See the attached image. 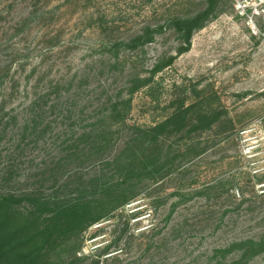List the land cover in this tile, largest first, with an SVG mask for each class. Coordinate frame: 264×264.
Returning <instances> with one entry per match:
<instances>
[{
	"label": "rangeland",
	"instance_id": "374dc122",
	"mask_svg": "<svg viewBox=\"0 0 264 264\" xmlns=\"http://www.w3.org/2000/svg\"><path fill=\"white\" fill-rule=\"evenodd\" d=\"M205 6L0 0V197L26 216L38 199L96 200L103 185L135 194L70 237V264H264V252H225L264 237V37L220 0L179 53L169 19ZM145 30L151 41L116 50ZM182 104L185 121L159 140L164 169L124 181L114 159ZM204 112L217 123L190 131Z\"/></svg>",
	"mask_w": 264,
	"mask_h": 264
},
{
	"label": "trees",
	"instance_id": "16d2710c",
	"mask_svg": "<svg viewBox=\"0 0 264 264\" xmlns=\"http://www.w3.org/2000/svg\"><path fill=\"white\" fill-rule=\"evenodd\" d=\"M220 0H206L203 10L189 17H173L169 25L178 33L184 46L179 53L189 49L191 37L197 29L201 28L206 20L216 12ZM152 40V32L145 30L127 42L114 45L136 48ZM114 47V48H115ZM172 59L162 65H156L152 73L169 65ZM144 85L142 80L134 84L132 91ZM146 85V84H145ZM184 104L177 107L162 122L142 132L143 138L134 140L139 142L140 148L129 152L124 151V158L114 159L117 170L128 176L137 175L154 177L167 164L168 151L159 146L161 134L169 127H178L183 124L187 115ZM215 113H201L197 121L191 122L190 131L209 129L217 123ZM98 188V186H97ZM101 196L96 200H82L79 197L64 202H49L36 200L38 213H29L24 216L15 208V199L10 196L0 197V264H70L76 253V248L69 247L71 236H76L87 226L100 221L108 214L111 207L128 203L135 194L129 191L132 186L128 183L121 187L101 186ZM99 189V188H98ZM207 189V188H205ZM45 209H50V215L42 216ZM21 217V218H20ZM20 218V220H19ZM239 251L242 262L264 252V237L259 240L245 239L233 242L225 252ZM241 262V263H242Z\"/></svg>",
	"mask_w": 264,
	"mask_h": 264
},
{
	"label": "built area",
	"instance_id": "2783aa9c",
	"mask_svg": "<svg viewBox=\"0 0 264 264\" xmlns=\"http://www.w3.org/2000/svg\"><path fill=\"white\" fill-rule=\"evenodd\" d=\"M235 15L253 34L264 37V0H230ZM262 28V29H261Z\"/></svg>",
	"mask_w": 264,
	"mask_h": 264
}]
</instances>
